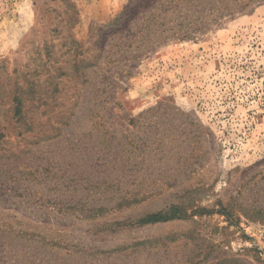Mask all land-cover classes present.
I'll use <instances>...</instances> for the list:
<instances>
[{
	"label": "rangeland",
	"instance_id": "1",
	"mask_svg": "<svg viewBox=\"0 0 264 264\" xmlns=\"http://www.w3.org/2000/svg\"><path fill=\"white\" fill-rule=\"evenodd\" d=\"M233 7L131 46L139 0H0V264H264V0Z\"/></svg>",
	"mask_w": 264,
	"mask_h": 264
},
{
	"label": "trees",
	"instance_id": "2",
	"mask_svg": "<svg viewBox=\"0 0 264 264\" xmlns=\"http://www.w3.org/2000/svg\"><path fill=\"white\" fill-rule=\"evenodd\" d=\"M237 1L139 0L142 3L143 11L139 13L140 15L136 19L135 25L125 34L127 38L125 42L132 46L137 42V38H140L141 43H143L148 35L155 36L153 41L158 43H164L169 37L183 40L186 38V34L195 33L205 28L208 24L207 20H210V22L212 20L213 22L219 17L226 16L234 8L233 4H236ZM123 16H126V13L119 15L118 19ZM168 16H174V20H170ZM211 16L212 18H210ZM166 25L165 29H161L162 26ZM168 32L169 35L164 36ZM161 37L162 39H160ZM179 212H181L179 208L170 207L164 211L146 214L139 219L131 221L129 226H143L178 220L183 217ZM124 222L127 221L116 224L117 226L126 225Z\"/></svg>",
	"mask_w": 264,
	"mask_h": 264
}]
</instances>
